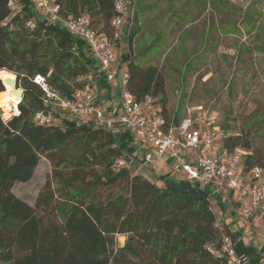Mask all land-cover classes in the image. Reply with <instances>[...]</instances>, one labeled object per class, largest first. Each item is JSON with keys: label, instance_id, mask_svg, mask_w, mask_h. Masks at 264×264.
Returning <instances> with one entry per match:
<instances>
[{"label": "trees", "instance_id": "16d2710c", "mask_svg": "<svg viewBox=\"0 0 264 264\" xmlns=\"http://www.w3.org/2000/svg\"><path fill=\"white\" fill-rule=\"evenodd\" d=\"M19 1V9L11 11L8 0H0V72H12L23 89L18 113L0 109V264H231L220 252L223 234L239 256L259 264L262 246L246 244L241 231L216 224L213 197L218 194L210 196L205 188L168 174L146 177L132 169L141 153L128 131L75 119L44 102L35 76L60 95L73 97L95 67L82 40L47 23L31 0ZM58 2L65 18L86 15L96 29L112 36V0ZM137 13L131 24L125 17L124 35L114 41L128 73L127 88L137 100L151 97L166 122L178 124L186 114L166 115L165 79L151 62L157 56L132 59L130 48L140 32ZM154 44L136 52L138 59L149 55ZM95 80L99 90L107 85ZM37 111H51L53 122L35 123ZM225 130L223 148H251L250 138ZM42 156L50 163V176L30 205L12 188L32 178ZM243 160L247 169L264 168L251 153ZM122 186L125 192L112 191ZM117 234L126 237L114 248Z\"/></svg>", "mask_w": 264, "mask_h": 264}, {"label": "rangeland", "instance_id": "374dc122", "mask_svg": "<svg viewBox=\"0 0 264 264\" xmlns=\"http://www.w3.org/2000/svg\"><path fill=\"white\" fill-rule=\"evenodd\" d=\"M216 1L136 0L140 32L130 48L132 59L142 62L157 56L151 62L165 79L163 101L169 118L197 107L214 113L232 136L250 138L251 148L242 151L264 163V0ZM153 42L156 47L139 60L136 52ZM137 163L133 165L140 169ZM165 164L158 161L160 170L143 166L140 172L154 180L153 173L164 171ZM50 170L42 156L32 178L14 184L13 194L34 205ZM238 227L246 243L261 247L254 244L258 232L250 222L238 219ZM125 237L115 235L114 248L121 247ZM243 260L250 264L244 256Z\"/></svg>", "mask_w": 264, "mask_h": 264}, {"label": "built area", "instance_id": "2783aa9c", "mask_svg": "<svg viewBox=\"0 0 264 264\" xmlns=\"http://www.w3.org/2000/svg\"><path fill=\"white\" fill-rule=\"evenodd\" d=\"M19 2L8 0L7 3L10 10L15 11L20 7ZM31 2L35 12L47 23L58 24L74 38L84 42L95 67L73 97L60 95L44 82L43 77L35 76L34 81L42 89L44 102L75 119H91L107 128L119 125L132 135L136 148L142 154L139 161L141 166L155 170L156 163L167 157L183 174L182 178L205 188L210 196L224 190L233 193L239 219L252 221L260 233L264 258V168L255 165L247 169L243 160L246 153L242 149L228 151L222 147L226 130L218 124L214 113L197 107L195 110L187 109L186 116L178 124L166 122L151 97L137 100L127 88L128 73L126 68H121L124 63L118 60L114 41L124 35L126 16H129L131 24L136 0H112L115 11L111 19L112 36L96 29L86 15L65 18L61 15L58 0ZM28 25L32 27L33 23L29 21ZM96 76L108 85L117 83L118 116H108L101 107ZM53 120L51 111H37L33 115V121L38 124H50ZM219 222L217 218L216 224ZM207 249L214 253V249ZM220 252L231 264H246L232 247L228 235L221 237Z\"/></svg>", "mask_w": 264, "mask_h": 264}, {"label": "crops", "instance_id": "0c3cea01", "mask_svg": "<svg viewBox=\"0 0 264 264\" xmlns=\"http://www.w3.org/2000/svg\"><path fill=\"white\" fill-rule=\"evenodd\" d=\"M116 92H117V83H113L110 85L107 84L104 88L100 90V93H99L100 105L106 111V114L108 116L116 117L120 113V108L118 105V99H117ZM166 159L167 161H164L163 159L160 160L163 163L166 162L167 165L165 164L166 165L165 170L160 173H153V175L154 174H159V175L168 174L169 177L171 178H175V179L182 178L183 174L180 172V170L173 163H170V166H169L168 162L170 160L167 157ZM139 166H140L139 167L140 169H138L136 165H132V169L140 172L143 166H141L140 163H139ZM156 170H160V169H158V167L156 166V169L154 172H156ZM16 183H22V182H16ZM232 194L233 193L229 192L228 190L220 191L218 193L219 196L213 197V202L215 203V208H216L217 215H218L217 218L219 219V221L227 224L229 228H231V231H233V229H237V231H241L240 227H238V219H239L238 209L235 206V202L233 200ZM248 222H250L251 225L253 226L252 221H248ZM245 228L247 227L245 226ZM259 234L260 233L257 234V236L254 238L253 241H254V244L261 243L262 245L261 236H259ZM241 238L244 241V243H246L245 239L242 237V231H241ZM259 264H264L261 258H260Z\"/></svg>", "mask_w": 264, "mask_h": 264}, {"label": "bare ground", "instance_id": "6f19581e", "mask_svg": "<svg viewBox=\"0 0 264 264\" xmlns=\"http://www.w3.org/2000/svg\"><path fill=\"white\" fill-rule=\"evenodd\" d=\"M0 76L2 79L5 77L11 76L6 70H2L0 72ZM19 103V97L10 94V85H6V90L0 92V109L4 112L14 111L18 113L17 104Z\"/></svg>", "mask_w": 264, "mask_h": 264}, {"label": "water", "instance_id": "95a60500", "mask_svg": "<svg viewBox=\"0 0 264 264\" xmlns=\"http://www.w3.org/2000/svg\"><path fill=\"white\" fill-rule=\"evenodd\" d=\"M0 80L4 87L3 90H0V92L6 90V85H10V94L19 97L20 101L23 95V89L19 86L16 76L11 74V76L5 77L4 79L0 77ZM1 111L3 113V110Z\"/></svg>", "mask_w": 264, "mask_h": 264}]
</instances>
